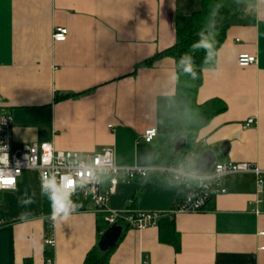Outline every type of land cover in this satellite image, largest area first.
Instances as JSON below:
<instances>
[{"label": "crops", "instance_id": "crops-1", "mask_svg": "<svg viewBox=\"0 0 264 264\" xmlns=\"http://www.w3.org/2000/svg\"><path fill=\"white\" fill-rule=\"evenodd\" d=\"M240 1L245 11L222 20L216 65L204 70L197 93L198 102L217 98L226 109L178 161L171 155L188 99L177 90L174 59L154 57L175 44L178 13L199 11L202 0H0V114L12 118L13 146L51 143L81 155L109 148L119 166L184 163L196 172L202 153L215 150L218 162L264 169V0ZM59 26L68 29L63 42L53 40ZM242 53L257 62L239 66ZM150 128L158 136L146 143ZM189 153L196 162L188 164ZM223 184L201 211L168 214L183 198L181 184L162 174L120 181L110 209L164 215L143 230L119 223L108 264H264V184L259 191L254 173L230 174ZM70 199V216L54 224L37 169L0 191V264H85L105 232L104 215L79 190ZM51 236L55 246L46 243Z\"/></svg>", "mask_w": 264, "mask_h": 264}, {"label": "built area", "instance_id": "built-area-1", "mask_svg": "<svg viewBox=\"0 0 264 264\" xmlns=\"http://www.w3.org/2000/svg\"><path fill=\"white\" fill-rule=\"evenodd\" d=\"M67 35L66 27H56L53 31V40L63 42L67 39ZM256 62L255 55L242 53L238 56V64L241 67H247ZM254 122L255 119L250 118L246 127ZM157 136V129L150 128L143 133L142 138L146 143H151ZM5 155H7V163H0V172L5 176L15 177L14 188L24 170L37 169L41 182L44 178L55 177L58 184L62 179L74 184V187L69 189L71 196L79 190L84 197L90 198L96 211L104 215V220L109 226L124 223L140 230L156 226L164 213L110 209L108 201L120 181L147 179L151 174H162L181 184L184 191L183 198L168 214L201 211L209 199L226 191L223 182L224 178L230 174L254 173L259 191L264 184V169L249 162L217 161L208 172L202 174L188 170L184 163L149 167L119 166L115 163L113 152L109 148L93 154L81 155L77 152L57 151L51 143L24 144L14 147L12 118L9 115L0 116V157ZM17 169L19 172L16 171ZM11 189L0 187V191ZM46 243L49 246H55V237L51 236Z\"/></svg>", "mask_w": 264, "mask_h": 264}, {"label": "trees", "instance_id": "trees-1", "mask_svg": "<svg viewBox=\"0 0 264 264\" xmlns=\"http://www.w3.org/2000/svg\"><path fill=\"white\" fill-rule=\"evenodd\" d=\"M245 11V7L240 0H202V8L190 15L178 13L175 19L176 42L162 53H158L154 58L170 56L176 64V86L178 92L186 95L188 99V116L184 126L179 128L178 137H186L187 147L178 154L171 155V159L183 161L185 153L192 147L194 139L200 129L216 114L224 111L226 106L220 99L214 98L205 102L197 101V93L203 83V72L216 65L217 53L222 44L228 24L222 20H231L240 17ZM202 38L209 40L213 44L211 58L207 60V53L204 49L196 47ZM185 58V63H181V58ZM191 63L196 79L185 72V64ZM184 194V191L182 192ZM103 216V214H100ZM98 232L100 236L108 229V224L103 217H100ZM173 227V221H166ZM125 225V224H124ZM128 226V225H127ZM161 239L166 241L170 234L165 228H161ZM168 231V234H167ZM110 249L102 252L98 246L87 254L85 264H108Z\"/></svg>", "mask_w": 264, "mask_h": 264}, {"label": "clouds", "instance_id": "clouds-1", "mask_svg": "<svg viewBox=\"0 0 264 264\" xmlns=\"http://www.w3.org/2000/svg\"><path fill=\"white\" fill-rule=\"evenodd\" d=\"M196 47L202 48L206 51L208 59L211 58L213 51V44L207 39L202 38L197 42ZM181 63H185V58H181ZM185 72L189 73L193 79H196V74L193 71V66L189 62L185 64ZM7 155L0 157V163H7L6 160ZM47 162V161H45ZM19 172V169L16 170ZM15 177L14 176H5L2 172H0V187H9L15 190ZM74 187V184H70L67 180L62 179L58 184L55 177L44 178L41 182V192L42 194H46L48 199L51 202V220L55 224L57 218L61 220H67L72 211L71 201V192L70 188ZM23 204H31L34 203L31 199H26L22 201Z\"/></svg>", "mask_w": 264, "mask_h": 264}, {"label": "water", "instance_id": "water-1", "mask_svg": "<svg viewBox=\"0 0 264 264\" xmlns=\"http://www.w3.org/2000/svg\"><path fill=\"white\" fill-rule=\"evenodd\" d=\"M188 144V141L185 137H181L176 141L175 144V154L182 151ZM229 142H224L221 147V153L227 155L229 152ZM218 154L215 150H207L199 157L196 163V170L198 173L208 172L214 164L217 162ZM123 232V227L121 225L110 226L102 235L99 241V248L102 252H107L110 249L114 248L118 243Z\"/></svg>", "mask_w": 264, "mask_h": 264}, {"label": "rangeland", "instance_id": "rangeland-1", "mask_svg": "<svg viewBox=\"0 0 264 264\" xmlns=\"http://www.w3.org/2000/svg\"><path fill=\"white\" fill-rule=\"evenodd\" d=\"M0 116H1V114H0ZM187 159H188V164H192V163L196 162L194 159L193 153H189L187 156Z\"/></svg>", "mask_w": 264, "mask_h": 264}]
</instances>
